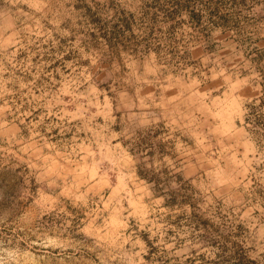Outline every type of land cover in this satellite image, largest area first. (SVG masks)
Here are the masks:
<instances>
[{"label": "rangeland", "instance_id": "obj_1", "mask_svg": "<svg viewBox=\"0 0 264 264\" xmlns=\"http://www.w3.org/2000/svg\"><path fill=\"white\" fill-rule=\"evenodd\" d=\"M0 264H264V0H0Z\"/></svg>", "mask_w": 264, "mask_h": 264}, {"label": "crops", "instance_id": "obj_2", "mask_svg": "<svg viewBox=\"0 0 264 264\" xmlns=\"http://www.w3.org/2000/svg\"><path fill=\"white\" fill-rule=\"evenodd\" d=\"M238 80H240V79L238 78ZM246 92H248V93H249V90L247 89V90H246Z\"/></svg>", "mask_w": 264, "mask_h": 264}, {"label": "trees", "instance_id": "obj_3", "mask_svg": "<svg viewBox=\"0 0 264 264\" xmlns=\"http://www.w3.org/2000/svg\"><path fill=\"white\" fill-rule=\"evenodd\" d=\"M173 201H170V203H172Z\"/></svg>", "mask_w": 264, "mask_h": 264}]
</instances>
